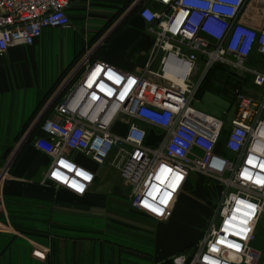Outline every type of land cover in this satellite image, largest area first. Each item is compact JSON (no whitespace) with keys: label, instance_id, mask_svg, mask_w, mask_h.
<instances>
[{"label":"built area","instance_id":"1","mask_svg":"<svg viewBox=\"0 0 264 264\" xmlns=\"http://www.w3.org/2000/svg\"><path fill=\"white\" fill-rule=\"evenodd\" d=\"M74 1L0 0V56L32 47L46 30L70 29ZM132 11L154 38L152 58L141 73L86 59L62 86L49 105L56 118L35 140L51 160L43 184L84 197L95 175L73 156L119 165L133 209L169 222L190 179L207 177L223 186L215 213L192 254L174 264H263L254 244L264 217V72L248 62L264 59V0H137ZM216 65L251 75L261 90L255 98L237 90L228 123L196 108Z\"/></svg>","mask_w":264,"mask_h":264},{"label":"crops","instance_id":"2","mask_svg":"<svg viewBox=\"0 0 264 264\" xmlns=\"http://www.w3.org/2000/svg\"><path fill=\"white\" fill-rule=\"evenodd\" d=\"M136 1L76 0L70 29L46 30L32 47L0 56V174L9 166L0 184V264H174L202 240L211 198L201 177L178 197L169 222L139 216L119 165L73 156L95 175L84 197L43 184L51 160L35 140L45 137L44 120H55L49 105L62 86L86 59L141 73L152 58L154 38L132 11ZM254 248L264 264V244Z\"/></svg>","mask_w":264,"mask_h":264},{"label":"rangeland","instance_id":"3","mask_svg":"<svg viewBox=\"0 0 264 264\" xmlns=\"http://www.w3.org/2000/svg\"><path fill=\"white\" fill-rule=\"evenodd\" d=\"M248 66L250 68H254L264 72V59L256 56L248 62ZM237 90H239L248 98L258 97L261 93L260 89L254 87L253 78L251 75L233 72L224 66H219L210 71L209 74L205 77L198 95L199 103L196 104V108L209 115L222 118L228 123L235 116L237 111ZM116 133L118 135H124L126 133V127L119 126ZM197 177H201V179L204 180L206 184L204 194L207 192V194L211 198V200H209L208 198L209 202L206 204L209 205L211 214L209 218L205 219L204 227L201 229L204 236L208 224L212 219L211 216L212 214L214 215L216 205L220 199L221 188L219 186L220 184L217 181L204 176H194V178L192 177L187 183L183 194L190 195L192 193V191H190L189 189H191L190 187H192L194 181L198 179ZM139 216L143 215L139 214ZM263 244L264 217L259 224L257 230V240L254 244V247L259 249V247H262ZM193 250L194 247H192L189 251H186V253L182 252L178 256L185 254L191 255Z\"/></svg>","mask_w":264,"mask_h":264},{"label":"trees","instance_id":"4","mask_svg":"<svg viewBox=\"0 0 264 264\" xmlns=\"http://www.w3.org/2000/svg\"><path fill=\"white\" fill-rule=\"evenodd\" d=\"M254 57H256V55L253 56L252 59H253ZM257 57H258V56H257ZM219 66H222V65H216L213 69H215V68H217V67H219ZM213 69H212V70H213ZM212 70H211V71H212ZM189 259L191 260V258H189ZM190 260H189V261H190Z\"/></svg>","mask_w":264,"mask_h":264}]
</instances>
